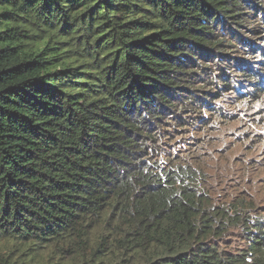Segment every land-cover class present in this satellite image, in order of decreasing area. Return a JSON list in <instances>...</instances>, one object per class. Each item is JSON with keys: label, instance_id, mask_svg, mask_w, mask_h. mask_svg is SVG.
I'll return each instance as SVG.
<instances>
[{"label": "trees", "instance_id": "1", "mask_svg": "<svg viewBox=\"0 0 264 264\" xmlns=\"http://www.w3.org/2000/svg\"><path fill=\"white\" fill-rule=\"evenodd\" d=\"M263 99L264 0H0V264H264Z\"/></svg>", "mask_w": 264, "mask_h": 264}, {"label": "rangeland", "instance_id": "2", "mask_svg": "<svg viewBox=\"0 0 264 264\" xmlns=\"http://www.w3.org/2000/svg\"><path fill=\"white\" fill-rule=\"evenodd\" d=\"M231 96V95H229ZM228 98V97H227ZM231 103L229 100H227ZM227 112L238 118V122L223 130L227 134L224 143L218 146V152L224 155L214 164L217 169H230L233 172L245 171V183L256 190L260 197L257 202L264 203V99L253 104L240 103L235 105L219 102ZM219 134H217L218 136ZM217 153V152H216ZM218 157V156H217ZM253 171V174L252 172Z\"/></svg>", "mask_w": 264, "mask_h": 264}]
</instances>
